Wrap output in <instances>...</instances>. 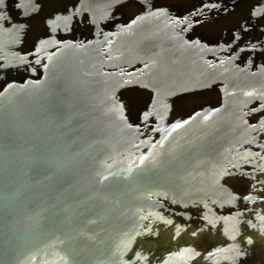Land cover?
I'll use <instances>...</instances> for the list:
<instances>
[{"label": "water", "instance_id": "water-1", "mask_svg": "<svg viewBox=\"0 0 264 264\" xmlns=\"http://www.w3.org/2000/svg\"><path fill=\"white\" fill-rule=\"evenodd\" d=\"M152 3L79 0L93 38L58 42L57 21L36 51L22 26L24 82L0 93V264H264L261 154H240L259 145L241 122L264 72L188 41V20ZM126 4L143 13L113 21ZM216 85L223 118L164 123L170 100ZM133 89L154 95L141 120ZM248 166L255 185L227 179Z\"/></svg>", "mask_w": 264, "mask_h": 264}, {"label": "flooded vegetation", "instance_id": "flooded-vegetation-1", "mask_svg": "<svg viewBox=\"0 0 264 264\" xmlns=\"http://www.w3.org/2000/svg\"><path fill=\"white\" fill-rule=\"evenodd\" d=\"M158 1L159 4H151L153 9L165 8L173 17L188 20L187 25L183 27L188 41L221 48L223 52L220 54V59L237 56L236 64L239 67L253 73L264 72V0ZM78 3L79 0H0V93L11 84L22 85L24 82L22 80V26H26L23 51L38 50L50 35L49 27L57 21L61 22L64 28L63 31H56L58 42L87 41L93 38V29L88 17H83L81 20L72 18V9ZM24 5L33 9L32 17L26 21L27 16L22 12ZM142 9L134 4L120 6L113 13V21L131 20L143 13ZM8 56L12 57V62L7 65ZM37 65L38 68L32 71L41 75L40 70L44 67V62ZM222 89H224L223 85H216L204 91L182 94L170 100L163 110L166 116L164 123L171 121L185 129L193 121L205 122L223 118L225 108ZM130 94L132 101L137 104L136 119L141 120L145 116V108L150 105L154 95L140 89H133ZM242 113L243 128L247 131L257 128L253 134L260 140L258 147H245L240 154L248 152L261 154L260 157L252 158L251 161L259 171L264 170V146H262L264 102L254 103ZM148 122L150 130L157 125V121L152 117ZM257 169L248 166L245 170L249 174L229 175L227 179L238 178L242 180L243 185H255L257 175L262 174H259Z\"/></svg>", "mask_w": 264, "mask_h": 264}]
</instances>
